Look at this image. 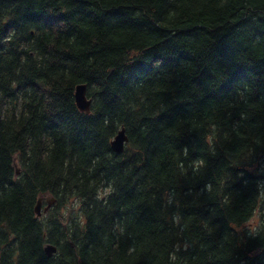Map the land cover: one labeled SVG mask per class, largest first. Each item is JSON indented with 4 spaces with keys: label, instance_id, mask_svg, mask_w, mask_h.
Wrapping results in <instances>:
<instances>
[{
    "label": "trees",
    "instance_id": "16d2710c",
    "mask_svg": "<svg viewBox=\"0 0 264 264\" xmlns=\"http://www.w3.org/2000/svg\"><path fill=\"white\" fill-rule=\"evenodd\" d=\"M0 264H264V0H0Z\"/></svg>",
    "mask_w": 264,
    "mask_h": 264
},
{
    "label": "water",
    "instance_id": "95a60500",
    "mask_svg": "<svg viewBox=\"0 0 264 264\" xmlns=\"http://www.w3.org/2000/svg\"><path fill=\"white\" fill-rule=\"evenodd\" d=\"M85 88V84H77L74 91V98L79 110L87 113L89 111L90 99H88L85 95ZM126 141L127 137L125 135L124 128L122 127L117 131L116 135L110 142L112 150L116 153H121L124 149ZM50 205L51 201H48L46 207L44 208V211H46L50 207ZM35 212L37 215H40V199H38L37 204L35 206ZM44 250L47 255H51L55 252V247L53 245L47 244L44 247Z\"/></svg>",
    "mask_w": 264,
    "mask_h": 264
}]
</instances>
